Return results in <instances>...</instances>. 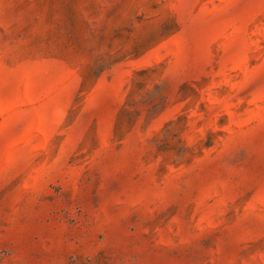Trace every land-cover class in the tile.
Returning <instances> with one entry per match:
<instances>
[{
	"label": "rangeland",
	"instance_id": "obj_1",
	"mask_svg": "<svg viewBox=\"0 0 264 264\" xmlns=\"http://www.w3.org/2000/svg\"><path fill=\"white\" fill-rule=\"evenodd\" d=\"M0 264H264V0H0Z\"/></svg>",
	"mask_w": 264,
	"mask_h": 264
}]
</instances>
